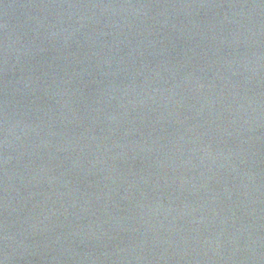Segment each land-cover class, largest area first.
Returning <instances> with one entry per match:
<instances>
[{"label":"water","instance_id":"water-1","mask_svg":"<svg viewBox=\"0 0 264 264\" xmlns=\"http://www.w3.org/2000/svg\"><path fill=\"white\" fill-rule=\"evenodd\" d=\"M0 264H264V0H0Z\"/></svg>","mask_w":264,"mask_h":264}]
</instances>
